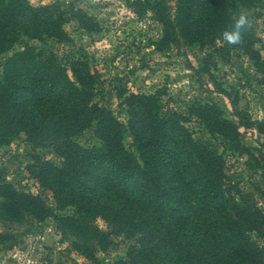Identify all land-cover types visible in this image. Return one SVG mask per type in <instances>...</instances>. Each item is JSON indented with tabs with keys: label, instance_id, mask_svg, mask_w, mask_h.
Here are the masks:
<instances>
[{
	"label": "trees",
	"instance_id": "obj_1",
	"mask_svg": "<svg viewBox=\"0 0 264 264\" xmlns=\"http://www.w3.org/2000/svg\"><path fill=\"white\" fill-rule=\"evenodd\" d=\"M128 4L160 22L158 49L181 42L210 48L205 71L213 54L226 58L233 49L242 51L264 80L252 24L242 29V44L223 39L244 8L259 14L262 0ZM69 20L86 31L100 29L96 17L76 0H0V54L25 36L44 43L69 41L64 27ZM161 91L119 90L127 111L122 121L103 100L100 72L82 47L64 54L44 44L16 49L0 71V145L23 133L33 145L52 146L59 164L33 153L25 167L51 191L58 209H71L58 214L39 194L1 176L0 217L15 222L52 217L69 244L95 264H100L96 251L107 249L119 234L131 238L125 257L107 264H264V243L258 239L264 238V169L254 191L236 189L226 178V149L213 139L222 136L227 149L246 155L249 167H264V149L244 143L240 130L256 128L264 134V121L234 99V118L213 100L195 99L184 109L168 110ZM193 119L210 137L194 135L186 124ZM91 126L96 142L75 139ZM126 133L130 146L124 142ZM6 238L0 233V241Z\"/></svg>",
	"mask_w": 264,
	"mask_h": 264
},
{
	"label": "rangeland",
	"instance_id": "obj_2",
	"mask_svg": "<svg viewBox=\"0 0 264 264\" xmlns=\"http://www.w3.org/2000/svg\"><path fill=\"white\" fill-rule=\"evenodd\" d=\"M41 4L56 0H29ZM99 22L98 31H86L75 20L64 23L71 39L58 42L48 39L42 42L23 37L11 49L0 54V71L5 59L24 43L53 48L58 54L74 52L82 47L90 56L91 64L100 72L104 89V101L122 121L126 120V105L121 102L119 90L136 92L162 91L166 109H184L195 99L213 100L232 114L231 100L245 108L253 118L264 121V80L252 60L242 51L231 50L228 57L213 54L208 58L209 70L202 69L210 48L188 45L181 42L160 50L156 42L161 35V24L149 11L138 14L130 6V0H76ZM248 13L256 41L264 59V0L257 7L259 14ZM196 137H210V134L196 120L186 123ZM241 138L246 144L264 149V134L256 128L241 127ZM83 144H91L97 139L93 126L75 137ZM214 140L220 149H226V178L236 189L254 191V184L261 181L264 167L251 168L246 163V155L227 149L228 142L220 135ZM130 136L124 135L126 146H130ZM39 154L59 164L61 158L50 145H33L21 133L9 143L0 145V177L6 178L18 188L31 190L44 200L45 205L58 214H65L70 207L58 209L50 190L41 187L32 177L26 164L31 154ZM257 196V195H256ZM258 203L262 200L258 198ZM97 223L105 227L103 218ZM0 233H6L5 241H0V264H95L69 244V236L56 226L55 220L48 217L43 221L25 219L21 222L9 221L0 217ZM252 235L256 237L253 232ZM264 243V238H258ZM126 234L115 235L105 250H97L100 264L124 258L127 243Z\"/></svg>",
	"mask_w": 264,
	"mask_h": 264
},
{
	"label": "clouds",
	"instance_id": "obj_3",
	"mask_svg": "<svg viewBox=\"0 0 264 264\" xmlns=\"http://www.w3.org/2000/svg\"><path fill=\"white\" fill-rule=\"evenodd\" d=\"M250 27L248 24L247 14L241 13L236 20L233 30L223 32V39L231 45H237L243 43L242 29L245 26Z\"/></svg>",
	"mask_w": 264,
	"mask_h": 264
}]
</instances>
